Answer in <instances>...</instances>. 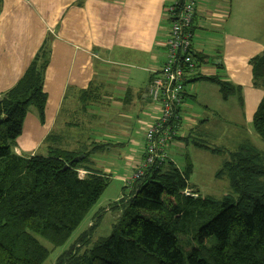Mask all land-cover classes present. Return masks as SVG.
<instances>
[{
  "label": "trees",
  "instance_id": "obj_1",
  "mask_svg": "<svg viewBox=\"0 0 264 264\" xmlns=\"http://www.w3.org/2000/svg\"><path fill=\"white\" fill-rule=\"evenodd\" d=\"M54 38L46 35L24 76L0 102V264H45L53 249L67 244L108 187V177L89 166L103 145L93 143L89 149L86 142L79 151L65 149L53 132L45 140L47 155L26 158L15 152L30 110L45 122L44 81ZM250 65L254 88L264 91V53ZM223 70L218 65L216 75L200 74L190 82L209 81L225 101L237 95L243 106L242 89L226 81ZM94 92V82L78 91L83 111L99 98ZM253 129L264 143V96ZM194 145L228 155L215 178L227 180L230 193L219 199L195 190L197 197L184 195L191 188V161L184 169L173 162L149 169L134 182L128 199L109 207L121 212L111 235L81 254L93 244L97 223L92 222L56 264H264V151L248 143L235 150ZM79 170L86 175L81 178ZM154 212L165 215L153 219L142 214Z\"/></svg>",
  "mask_w": 264,
  "mask_h": 264
},
{
  "label": "crops",
  "instance_id": "obj_2",
  "mask_svg": "<svg viewBox=\"0 0 264 264\" xmlns=\"http://www.w3.org/2000/svg\"><path fill=\"white\" fill-rule=\"evenodd\" d=\"M78 1L0 0L1 95L15 87L24 76L46 35L52 33L55 37L44 81L45 122L40 121L36 110H30L15 149L22 157L47 155L45 140L53 132L61 137L58 141L61 147L73 151L85 148L74 136L79 124L63 123L62 116H76L78 91L87 90L91 83L109 74L120 83L118 101L112 105L134 109L139 119L138 110H146V122H143L146 130L159 114L157 107L149 106L147 87L153 72L166 61L164 43L170 25L165 18V6L169 0H87L82 7L76 5ZM259 3V0H197L193 32L194 49L203 57L201 74L216 75L217 66L222 64L225 80L243 91V106L238 98L240 107L235 109L241 121L232 120L235 135L231 143L236 146L218 144L214 149L235 150L252 140L256 148L264 151V143L253 130L254 115L264 91L254 88L250 65L252 58L264 53V20L250 22L245 17L250 6ZM110 64L117 68L109 67ZM193 84L196 83L189 82L186 86L185 122L170 147L178 146L176 142L181 132L187 148L193 135L209 140L212 137L215 109L198 98L191 88ZM197 99L204 111L189 112L194 109L190 101ZM101 116L104 120L110 115L101 109ZM123 118L126 120L125 116ZM100 127L107 133L93 128L91 131L96 135L89 133L87 137L89 149L93 143L104 146L93 155L89 166L107 176L117 173L120 177L118 173L122 172V180L132 192L134 183L127 185L126 182L140 162L146 130L141 135L127 125V121L114 127L101 123ZM101 133L103 136L95 140ZM111 135L118 138L115 144L103 139ZM200 188L191 186L190 190L202 195Z\"/></svg>",
  "mask_w": 264,
  "mask_h": 264
},
{
  "label": "rangeland",
  "instance_id": "obj_3",
  "mask_svg": "<svg viewBox=\"0 0 264 264\" xmlns=\"http://www.w3.org/2000/svg\"><path fill=\"white\" fill-rule=\"evenodd\" d=\"M260 3L256 5H251L248 12L245 14V17L250 22H261L264 20V0H259ZM264 23V22H263ZM109 67H116L113 64L108 65ZM252 67V66H251ZM117 68V67H116ZM113 72V71H111ZM224 70L220 73L223 74ZM131 76V74H130ZM115 76L109 74L99 78L94 83V90L99 98L96 103L90 106V110L85 112L81 109V103L78 102L77 106V115L76 116H62V122H71L78 123L77 131L75 132V137L78 139L79 144H85L87 142V137L89 133L94 134L95 131L93 128H98L99 131L107 133L106 130H103L100 127V124L108 126H118L127 121V125H130L134 128L135 132H139L141 135L145 132L146 128L143 125V122H146V110L143 112L140 109L138 110V116L135 114L134 109L132 111L126 110V108L119 109L118 107L112 105L113 102L118 101L119 95V82L114 79ZM120 78V77H119ZM119 78H117L119 80ZM103 79V80H102ZM225 79V78H224ZM104 81H106L104 83ZM132 85L130 84V87ZM138 87H144L138 85ZM194 93L198 96L199 99L206 101L210 106L215 109V123L211 127V139H203L199 135H193L190 138L189 148L185 147V138L183 133H180V139L176 142L178 146H172L169 148V153L174 161L179 165L180 168L184 169L188 161H191L192 167L194 166V171L189 177L190 186H197L201 190V194L204 196H211L216 199L223 197L225 194L231 192L230 186L227 180H218L215 178V174L218 170L221 169L223 163L228 159L226 155H216L213 150L205 151L203 148H199L194 145V142H198L201 145L207 146L211 149L217 147L218 144H223L226 147H235L236 145L231 143V137L235 135V128L233 127L236 120L241 121V116H236L238 113L235 109L240 107L238 102V96H232L228 101H225L220 93L219 87L215 84H212L209 81H197L196 84L191 86ZM125 98L122 97L123 100ZM199 99L197 101H190L194 105V109L189 112H203L204 107L200 104ZM124 104L125 101H122ZM146 102V101H145ZM124 106V105H123ZM149 106H152V103L149 100ZM92 108V110H91ZM102 111L108 113L109 118L103 120L101 116ZM144 109V108H143ZM235 110V111H234ZM96 111V112H95ZM130 111V114H127ZM188 112V113H189ZM183 113L185 115V106L183 107ZM125 116L126 120L123 118ZM254 130V129H253ZM91 131V132H90ZM97 132V131H96ZM256 134V133H255ZM113 135V134H112ZM104 136L103 139L107 140L110 144H115L118 141L117 136ZM103 134L95 137V140L98 137H102ZM257 136V135H256ZM260 140V139H258ZM251 143L248 141L246 143L254 145L252 140ZM262 142V141H261ZM189 158V159H188ZM174 162V163H175ZM175 163V164H176ZM135 170V169H134ZM122 172L120 177L117 176V173H114L108 177V187L106 191L101 196L98 203L93 207L91 212L84 219L81 226L75 231L71 239L63 247L53 249L51 255L45 264H56L57 259L67 251L72 245H75L76 240L80 237L81 234L88 231L90 228V222L94 220L95 215L97 214V219L94 223H97V229L94 232L93 244L85 248V250H90L93 248V245L100 238H108L113 230V226L117 223L118 218L121 215V212L110 211L109 207L113 204L118 203L120 199L126 200L130 197L131 192L129 188L125 186L122 180ZM119 177V178H118ZM123 195V196H122ZM147 217L158 219L164 217L165 212H154V213H142ZM99 219V221H98ZM185 242L190 241V238L183 237ZM50 250V245L44 243ZM74 247V246H73ZM87 261H83L81 264H86Z\"/></svg>",
  "mask_w": 264,
  "mask_h": 264
},
{
  "label": "built area",
  "instance_id": "obj_4",
  "mask_svg": "<svg viewBox=\"0 0 264 264\" xmlns=\"http://www.w3.org/2000/svg\"><path fill=\"white\" fill-rule=\"evenodd\" d=\"M196 12L197 0H169L165 6V18L170 25L164 43L166 61L153 72L147 87V97L159 114L146 130L140 162L127 185L139 180L149 169H162L172 162L168 150L185 122L182 110L186 86L202 73L199 54L194 49ZM2 99L0 94V102ZM78 173L81 178L86 175L83 170ZM182 193L197 197L190 189Z\"/></svg>",
  "mask_w": 264,
  "mask_h": 264
},
{
  "label": "water",
  "instance_id": "obj_5",
  "mask_svg": "<svg viewBox=\"0 0 264 264\" xmlns=\"http://www.w3.org/2000/svg\"><path fill=\"white\" fill-rule=\"evenodd\" d=\"M83 158H84L83 156L80 157V159H83ZM78 160H79V158H77L75 161H78Z\"/></svg>",
  "mask_w": 264,
  "mask_h": 264
}]
</instances>
